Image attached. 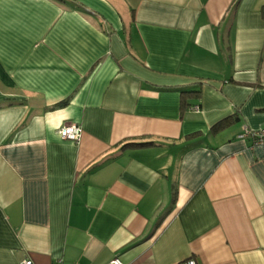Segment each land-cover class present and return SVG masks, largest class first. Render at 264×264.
Here are the masks:
<instances>
[{
  "label": "crops",
  "instance_id": "crops-1",
  "mask_svg": "<svg viewBox=\"0 0 264 264\" xmlns=\"http://www.w3.org/2000/svg\"><path fill=\"white\" fill-rule=\"evenodd\" d=\"M262 128L264 0H0V264H264Z\"/></svg>",
  "mask_w": 264,
  "mask_h": 264
},
{
  "label": "built area",
  "instance_id": "built-area-1",
  "mask_svg": "<svg viewBox=\"0 0 264 264\" xmlns=\"http://www.w3.org/2000/svg\"><path fill=\"white\" fill-rule=\"evenodd\" d=\"M194 110H197L198 107L194 106ZM59 136L63 139H69V140H77L80 134V128L75 123H64L59 129H58ZM250 136L252 138V145H264V128L257 129V130H245L243 133L239 134V137L244 136ZM113 264H121L120 260L115 258L111 261ZM21 264H33V262L30 259H24L21 261ZM54 264H61V261H55ZM181 264H196L195 260L193 259H187Z\"/></svg>",
  "mask_w": 264,
  "mask_h": 264
},
{
  "label": "trees",
  "instance_id": "trees-1",
  "mask_svg": "<svg viewBox=\"0 0 264 264\" xmlns=\"http://www.w3.org/2000/svg\"><path fill=\"white\" fill-rule=\"evenodd\" d=\"M129 144L132 145V144H139V143H133V142H132V143H129Z\"/></svg>",
  "mask_w": 264,
  "mask_h": 264
}]
</instances>
